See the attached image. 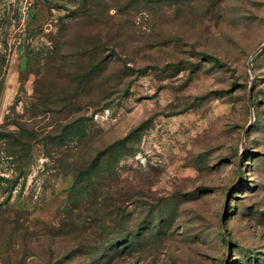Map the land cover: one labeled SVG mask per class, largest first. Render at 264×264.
I'll use <instances>...</instances> for the list:
<instances>
[{
	"label": "rangeland",
	"instance_id": "374dc122",
	"mask_svg": "<svg viewBox=\"0 0 264 264\" xmlns=\"http://www.w3.org/2000/svg\"><path fill=\"white\" fill-rule=\"evenodd\" d=\"M263 42L264 0H0V264H264Z\"/></svg>",
	"mask_w": 264,
	"mask_h": 264
},
{
	"label": "water",
	"instance_id": "95a60500",
	"mask_svg": "<svg viewBox=\"0 0 264 264\" xmlns=\"http://www.w3.org/2000/svg\"><path fill=\"white\" fill-rule=\"evenodd\" d=\"M264 48V42L254 51V53L252 54V56H254L255 54H257L259 51H261ZM252 64H251V58L248 59V68L251 69Z\"/></svg>",
	"mask_w": 264,
	"mask_h": 264
}]
</instances>
